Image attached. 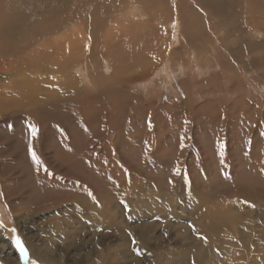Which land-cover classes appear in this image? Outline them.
<instances>
[{
  "label": "rangeland",
  "instance_id": "1",
  "mask_svg": "<svg viewBox=\"0 0 264 264\" xmlns=\"http://www.w3.org/2000/svg\"><path fill=\"white\" fill-rule=\"evenodd\" d=\"M156 1V13L129 6L127 15L110 19L124 16L125 35L113 34L120 27L115 20L111 33L122 39V50L132 51L135 68L105 48L107 28H97L98 18L88 26L96 38H69L68 51L79 61L65 62V81L75 77L76 88L96 103L85 100L80 126L66 124V141L60 122L50 128L42 111L19 119L14 110H0V264H90L95 261L81 255L97 250L111 256L107 264H264V22L258 27L260 13L246 12L236 21L243 29L236 42L226 39L213 12L206 23L207 0ZM246 3L264 18V0ZM100 6L92 3L90 11ZM200 24L210 32L208 44L203 38L201 47L191 48L186 34L200 38ZM156 32L155 60L148 40ZM1 73V86L31 84ZM48 85L57 91L63 83L43 81L37 88L47 93ZM116 92L119 98L112 97ZM30 125L39 129L34 139ZM175 182L183 189H174ZM84 199L107 222L112 216L109 231L86 216ZM16 235L29 250L27 261ZM200 237L212 239L213 247L202 250Z\"/></svg>",
  "mask_w": 264,
  "mask_h": 264
},
{
  "label": "bare ground",
  "instance_id": "2",
  "mask_svg": "<svg viewBox=\"0 0 264 264\" xmlns=\"http://www.w3.org/2000/svg\"><path fill=\"white\" fill-rule=\"evenodd\" d=\"M246 1L247 0H207V6L206 8H204L205 10H207L205 11L206 23H208V25H211V23L209 22L211 20L213 12L218 16V21L216 22V24L220 28L224 27L223 29L226 32V39L235 37L236 42H239L243 37H241L240 34L243 29L238 25L240 23H236V21H244L246 12L256 15L257 18L260 13V20L258 21L257 19H255L258 27L261 28L264 22V18H262L261 16L262 12H259L258 9L251 7V9L253 8L252 11L247 10L248 7L246 4L248 2L246 3ZM125 2L129 3L128 0H0V72H2L1 74L5 77L11 78L16 76V80L25 77L28 78L31 82L30 85L26 86L17 81H11L10 83L4 84L2 86L0 85V110H14L19 113V119H25V116L35 117V115L39 111H42L44 113V118L47 120L48 126L50 128L57 126V122H60L58 127L60 128L61 132L65 133V136L60 135V140L61 142L66 141L68 135L66 134V124L73 122L80 126L83 120V110H87L85 106V100L89 102V105L91 103H96L94 100L86 98L81 90L76 88L77 81L75 77H72L71 80L65 81V70L63 69L65 62L68 60H72L75 62L79 61L78 58L72 57L70 52L68 51V44L70 40L69 38L71 36H80L86 41L96 38V34L94 31L88 32V26L91 23L89 22L90 18H98L97 28L103 31L107 28V34H105L104 42L105 48L112 46L113 54L119 57V63L122 61L128 62L129 60L133 62V60L135 59L132 58V51L122 50L124 46V44H122V39L120 37L114 38L111 33V28H113V26L115 25V21L117 23L119 22L118 25L120 27H114L113 34L114 32L116 34H121V32L124 33V30H126L127 27L126 24L122 21L124 19V16L122 15L120 19H110L112 15L118 16L119 12H123L124 15H127V9L129 6H132L133 9L137 10L142 9L146 14H148L151 11L148 7H151L152 11H154L156 9L157 1L133 0L132 3L129 4V6L126 5ZM201 2L203 3L204 1L201 0ZM92 3L101 5L99 7V12L93 13L90 11V6ZM119 3L121 7L119 11L117 9V12H115V10L113 9L115 8V5ZM166 5H168V3ZM103 6L106 7V11L102 8ZM173 8L176 9V7ZM202 10L203 7H201V12L198 15L201 16V14H204ZM23 11L27 12L25 13ZM154 13L156 12L154 11ZM151 17L150 19H152ZM230 18L234 20L233 23L236 24L234 26H237V28H233L234 26H231V24L228 23V20ZM93 26L94 28L96 27L94 23ZM198 28L200 29L199 32L201 33V35L199 36L200 38L194 37V34L191 35L192 37H188V34H186V38L189 42L194 41L190 43L191 48L198 49V47H201L203 38L205 40L204 42L208 41L206 35L210 34V32H204V27L201 24L198 25ZM198 34L199 33H197V36ZM131 35L133 34H130L129 38L133 37ZM211 35L212 37L214 36L213 34ZM149 39L150 40L147 39L150 42L149 46L153 45V49L151 48L149 50L150 52H152V58L156 60L159 56L158 53L161 43V41L159 40L160 36L156 32L154 34V37ZM183 40H185L186 42L185 38H183ZM154 46L157 47L155 48ZM115 48L117 49V51H114ZM135 55H137L138 57L142 56L138 51ZM135 55H133V57ZM146 55L147 54H145L143 57L148 60L149 57H147ZM134 64L135 63L133 62V65ZM258 64L254 63L252 65L258 66ZM127 65L129 64L126 63V66ZM223 65H221V67ZM135 67L136 66L134 65V68ZM261 67L264 68V65L261 64ZM83 69L84 71H86L87 67L83 66ZM78 70L79 65L77 67V72H79ZM260 70L262 71V69ZM123 73L124 72L121 71V73H118V75H122ZM136 73L135 75L138 76V74ZM83 76L89 80V76L87 73L83 74ZM54 79H58L63 83V85L57 91H51V85L43 88L47 91V93L39 89L42 87L43 81H52ZM133 79L129 82H120L119 85L131 83ZM7 87H9V89H7ZM120 94V92H116L112 97L119 98ZM104 98H108L107 95H104ZM98 109L99 108H97L96 110ZM49 139L50 136L48 135L47 140ZM180 187L181 189H183L181 184L176 182L174 183V189ZM107 201L110 200L108 199ZM81 202L82 206L85 205L86 207H88L86 216H89V218L92 217L97 219L98 224H96L95 226L97 228H105L107 231H109L111 227L112 216L109 215L107 217V219L109 218L110 220L107 222L105 219L106 217L102 218L104 216L102 211L95 208V204L91 203V200L84 199L81 200ZM103 206L107 208L112 205L111 202H105ZM100 234H102V232H100ZM104 234L108 236V233H105V231H103L102 235ZM104 238L105 237L98 238V241L103 242ZM141 238L142 237L139 236L137 238V241L142 240ZM207 239L208 243L207 246H205L206 243L204 242H206ZM207 239H201L199 244V246L205 252L206 250H209L213 244L212 239H210L209 237H207ZM217 243L219 244V241ZM112 248L115 249V247ZM104 251L105 250H97L93 254L88 253L82 254L81 256L95 261V263L91 261L92 263L90 264H107L109 262V260L107 262V259H109V257L111 256H104ZM32 252L35 253L34 250H32ZM38 257L43 258L40 255H38ZM200 257L202 259H205V255ZM195 258L198 259L199 257ZM44 261L46 263L50 262V260Z\"/></svg>",
  "mask_w": 264,
  "mask_h": 264
},
{
  "label": "snow or ice",
  "instance_id": "3",
  "mask_svg": "<svg viewBox=\"0 0 264 264\" xmlns=\"http://www.w3.org/2000/svg\"><path fill=\"white\" fill-rule=\"evenodd\" d=\"M29 127H30V129H31L32 137L35 138L36 135H37L38 129H36L35 126H33V125H30ZM29 150H30V153H31V158H32V160H33L37 165L41 164V160H40V158L38 157L36 151H35L33 148H30ZM221 156H223V151H221ZM44 170L47 171V168H45ZM226 178H230V176H229V177H226ZM245 203H247V201H245ZM250 206L254 207V205H250ZM2 226H3L2 223H0V227H2ZM12 231H13V232H16V229L13 228ZM200 238L206 240V237H200ZM14 243H15L16 248L19 250L20 256H21L25 261L29 260V259H30L29 250H28V248L25 246L23 240L21 239V237H20L19 235H16V236L14 237ZM133 243H135V240H133ZM135 251H136V254H137L138 256H141V255L144 254V253L142 252V250L139 249V248H136ZM31 264H38V262L33 260V261H31Z\"/></svg>",
  "mask_w": 264,
  "mask_h": 264
}]
</instances>
